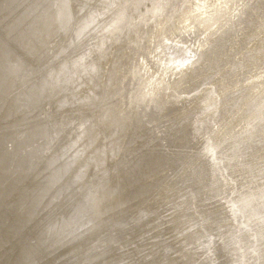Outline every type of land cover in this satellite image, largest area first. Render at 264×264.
Wrapping results in <instances>:
<instances>
[{"label": "bare ground", "instance_id": "1", "mask_svg": "<svg viewBox=\"0 0 264 264\" xmlns=\"http://www.w3.org/2000/svg\"><path fill=\"white\" fill-rule=\"evenodd\" d=\"M0 264H264V0H0Z\"/></svg>", "mask_w": 264, "mask_h": 264}]
</instances>
